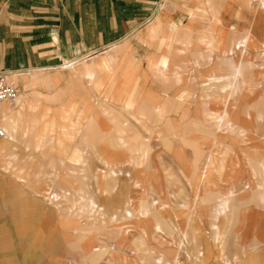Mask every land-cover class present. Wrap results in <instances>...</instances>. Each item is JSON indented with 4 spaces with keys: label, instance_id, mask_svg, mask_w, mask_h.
<instances>
[{
    "label": "rangeland",
    "instance_id": "374dc122",
    "mask_svg": "<svg viewBox=\"0 0 264 264\" xmlns=\"http://www.w3.org/2000/svg\"><path fill=\"white\" fill-rule=\"evenodd\" d=\"M126 42L52 69H0L19 90L0 104V264H264L263 160L231 172L229 140L208 148L203 124L146 113L145 67Z\"/></svg>",
    "mask_w": 264,
    "mask_h": 264
},
{
    "label": "crops",
    "instance_id": "0c3cea01",
    "mask_svg": "<svg viewBox=\"0 0 264 264\" xmlns=\"http://www.w3.org/2000/svg\"><path fill=\"white\" fill-rule=\"evenodd\" d=\"M158 1L0 0V69H52L75 52L128 39L145 67L146 113H163L162 124H203L211 129L208 148L229 140L231 172L264 162L259 1L252 0L254 7L211 10L172 0L175 10L153 14L150 4ZM235 43H243L254 59L238 51L230 56ZM1 110L4 106L0 115Z\"/></svg>",
    "mask_w": 264,
    "mask_h": 264
},
{
    "label": "built area",
    "instance_id": "2783aa9c",
    "mask_svg": "<svg viewBox=\"0 0 264 264\" xmlns=\"http://www.w3.org/2000/svg\"><path fill=\"white\" fill-rule=\"evenodd\" d=\"M19 96L17 84L8 78V74L0 72V104L8 103L14 105ZM4 135V131L0 130V136Z\"/></svg>",
    "mask_w": 264,
    "mask_h": 264
},
{
    "label": "bare ground",
    "instance_id": "6f19581e",
    "mask_svg": "<svg viewBox=\"0 0 264 264\" xmlns=\"http://www.w3.org/2000/svg\"><path fill=\"white\" fill-rule=\"evenodd\" d=\"M5 124H6V123H5ZM5 124H4V127H3V128H4L6 131H8V130H9V127H8L7 125H5ZM4 139H5V140H4V141H5L4 143L8 144V143H9L8 141L10 140V135H8L7 137H4ZM8 139H9V140H8ZM4 145H5V144H4ZM202 256H203V253H202Z\"/></svg>",
    "mask_w": 264,
    "mask_h": 264
}]
</instances>
